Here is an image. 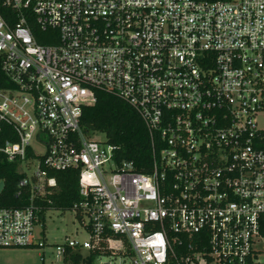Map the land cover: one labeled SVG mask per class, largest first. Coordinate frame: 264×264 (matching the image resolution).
<instances>
[{"label":"built area","instance_id":"built-area-1","mask_svg":"<svg viewBox=\"0 0 264 264\" xmlns=\"http://www.w3.org/2000/svg\"><path fill=\"white\" fill-rule=\"evenodd\" d=\"M1 8L10 85L0 86V154L18 162L31 197L0 207V248L46 245L34 244L35 199L57 185L50 171L77 169L71 210L87 237L55 245L62 264L94 249L92 264H264V0ZM100 89L138 111L152 138L150 171L84 132Z\"/></svg>","mask_w":264,"mask_h":264},{"label":"trees","instance_id":"trees-1","mask_svg":"<svg viewBox=\"0 0 264 264\" xmlns=\"http://www.w3.org/2000/svg\"><path fill=\"white\" fill-rule=\"evenodd\" d=\"M4 12V9H0ZM41 43H52L38 37ZM9 86V80L1 66L0 86ZM98 99L93 105L84 108L82 127L88 135L103 134L108 143L121 147V157L133 160L139 171H150L153 162L152 138L138 111L121 97L106 90H98ZM24 175L18 170V162L8 161L0 154V179L5 188L0 193V207H24L30 203L31 189L19 185ZM48 176L56 179V186H46V194L35 199L40 206V218L52 207L71 210L79 200V170H52ZM77 217H80L77 215ZM37 247V246H31ZM71 251L70 249L68 250ZM81 251H71L65 256V264H92V256Z\"/></svg>","mask_w":264,"mask_h":264},{"label":"rangeland","instance_id":"rangeland-1","mask_svg":"<svg viewBox=\"0 0 264 264\" xmlns=\"http://www.w3.org/2000/svg\"><path fill=\"white\" fill-rule=\"evenodd\" d=\"M101 137L104 138V135ZM67 236L80 239L87 237L76 213L55 207L47 209L40 218L34 235V244L46 241V245L41 248H0V264H62L57 260L55 245L64 242ZM82 252L87 255L85 250Z\"/></svg>","mask_w":264,"mask_h":264},{"label":"water","instance_id":"water-1","mask_svg":"<svg viewBox=\"0 0 264 264\" xmlns=\"http://www.w3.org/2000/svg\"><path fill=\"white\" fill-rule=\"evenodd\" d=\"M4 187H5V181L2 180V181H0V193L3 192Z\"/></svg>","mask_w":264,"mask_h":264}]
</instances>
